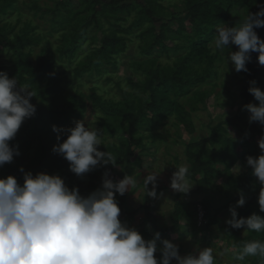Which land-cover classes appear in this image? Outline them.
Masks as SVG:
<instances>
[{"label":"trees","instance_id":"obj_1","mask_svg":"<svg viewBox=\"0 0 264 264\" xmlns=\"http://www.w3.org/2000/svg\"><path fill=\"white\" fill-rule=\"evenodd\" d=\"M166 1L170 0H76V4L74 0H57L54 8H42L39 0H30L23 3V11L32 15L29 20L23 18L17 0H0V71L17 78L18 87L33 92L31 103L37 109L10 141L12 146H19L20 155L0 166V173L5 175L0 178L13 175L23 184L21 168L33 175L59 174L70 188L78 187L80 194L87 196L101 187L106 171L110 179L119 181L143 165L142 157H155L150 149H158L168 139V132L163 134L162 129L172 121L175 128L183 127L192 137L182 154L187 179L196 189L181 196L196 197L215 189L224 203L215 207L206 197L178 200L162 229L160 219L150 211L151 203L144 201L137 210L129 211V193H117L121 221L129 227L143 211L145 218L134 228L145 240L159 232L161 237L181 242L192 232L198 240L195 244L200 240L206 245L223 241L239 253L247 241L264 242V231L235 229L226 223L231 218L226 212L237 205L241 193L246 202L237 207L238 218L253 213L264 216L258 203L261 185L246 164L248 156L261 154L258 141L264 136V125L250 122L244 108L249 103L259 104L249 88L255 81L264 91V66L258 63L259 53L253 52L246 65L248 71L237 76L225 61L230 51L239 50L238 46L230 44L223 51L217 50L214 37L217 26H235L248 13L260 11L264 0H176L178 5H166ZM36 19L48 27L35 25ZM255 31L264 39V27ZM131 36L139 42V52L125 64L129 45L135 42ZM173 56L172 65L160 62ZM121 66L127 68L122 78L117 75ZM220 69L231 81L221 80ZM100 84L103 88L98 87ZM107 86L108 94H116L113 98L105 96ZM217 89L222 93L215 94ZM222 94L223 103L231 107L237 97L241 102L238 110L207 125L204 137L193 138L196 129L192 116L206 111L212 96L218 101ZM81 120L102 130L99 150L112 152L116 166L98 165L81 177L70 171L66 159L53 152L58 143L53 125L63 129ZM175 135L181 137L179 130ZM66 138L63 135L62 140ZM239 161L246 172L234 175L232 170ZM165 192V188L156 190L157 195ZM198 208L204 212L203 226L198 224ZM215 227L217 231H213ZM181 251L183 247H179ZM233 264H261V258L249 256Z\"/></svg>","mask_w":264,"mask_h":264},{"label":"clouds","instance_id":"obj_2","mask_svg":"<svg viewBox=\"0 0 264 264\" xmlns=\"http://www.w3.org/2000/svg\"><path fill=\"white\" fill-rule=\"evenodd\" d=\"M264 27V7L256 13H248L235 26H217L214 48L223 51L230 44L238 46L227 62L236 72L248 71L251 53L257 52L258 63L264 66V39L255 28ZM249 88L259 104L249 103L244 108L250 113V122L264 125V91L255 86ZM33 92L19 86L17 78H9L0 71V166L11 163L20 155L19 146L12 141L23 122L36 114L31 103ZM58 143L53 152L69 162L70 171L84 176L98 165H117L110 151L99 150L102 130L86 126L83 120L74 127L58 128ZM63 135H67L62 140ZM62 140V142H60ZM261 154L248 156L247 166L261 185L258 197L260 212H264V136L258 141ZM173 173L171 188L188 193L192 186L187 179L188 169L181 165ZM236 168L240 169L238 165ZM23 184L13 175L0 178V264H216L212 247L197 249L195 253L181 256L179 246L165 239L160 233L145 240L134 227L121 221V209L116 194L123 196L137 184L134 175H125L114 181L104 173L100 188L87 196L79 188H70L59 174L24 172ZM157 174L148 172L142 187L147 196L155 198ZM149 184L153 185L149 190ZM241 193L236 206H230L231 218L226 221L232 228L246 231H264V216L253 213L238 218L237 207L245 204ZM161 241L163 247H160ZM162 253L158 260L155 253ZM261 258L264 264V242L251 240L244 243L242 251L234 257L236 262L245 257Z\"/></svg>","mask_w":264,"mask_h":264},{"label":"rangeland","instance_id":"obj_3","mask_svg":"<svg viewBox=\"0 0 264 264\" xmlns=\"http://www.w3.org/2000/svg\"><path fill=\"white\" fill-rule=\"evenodd\" d=\"M56 1L57 0H39V6H41L42 8H54ZM24 2L30 3V0H17V3H16L17 7L21 9L23 18L32 20L33 19L32 15L28 14L29 11L28 10L23 11V9H26L25 8L26 6L23 5ZM74 2H75L74 4H76V0H74ZM165 3L166 5H175V4L178 5V2L176 0L166 1ZM13 17L15 18L16 14L13 15ZM34 22H35L34 23L35 25H40V26L43 25V27L45 28L48 27V25L45 24L44 21L42 22L36 19ZM100 37H101V34L99 32L98 38ZM131 38L134 39L135 42L129 45L128 51L125 54L129 56V58L127 57L124 59L125 64L131 61L135 56H138V52H139L137 49L139 42L136 40L135 36H131ZM39 49H40V46L35 47L34 52L38 53ZM174 61H175V57L173 56L170 61H168L166 58H162L160 62L163 64L166 63L169 65H172ZM225 64L228 66V70L231 69L237 76L241 75V71L236 72L230 62L228 63L226 60ZM126 70L127 68H124L123 66H121L117 75L121 78L124 77ZM220 72L222 76L221 80L229 78V77H226L222 73L221 69H220ZM100 86L102 87V84H100L98 87ZM104 90L107 91V93H105L106 94L105 96L107 97V99L113 98L114 95H116V94H111V95L108 94L110 90L108 86L107 88L104 87ZM232 90L233 92H236L238 94L235 87H233ZM219 93H222L221 89H217L215 91V94H219ZM222 96L223 97L218 101L216 100L215 95L212 96L207 101V110L200 111L199 113L194 114L192 116L193 117L192 120H193L195 129H196V132L193 138L196 139V138L204 137L205 134L207 133L206 132L207 129L205 128L207 125L216 124L219 119H227L230 116H232L230 114H232L233 112L235 113L238 110L241 102L237 97L235 98L236 103L234 107H231V106H228V104L226 105L223 103L224 102L223 99H225V97L223 94ZM248 116L250 117V113L248 114ZM89 123L91 124V121H89ZM177 130H179V132L181 133V137H179V135H175V131ZM166 131L168 132V139L160 143L158 149H153V148L150 149L151 152H154L155 157L153 156L142 157L143 165L140 168L135 169V172L133 175L135 176L137 180V184L134 188H132V190L128 191L129 198L127 200V208H126V210H129V211L137 210L141 205H143L144 201L147 203H151L152 209L150 208V211L152 213L154 212L156 214L161 215V219L159 220V227L162 229L165 228V225H168L169 216L171 214L170 212L173 210L174 203L177 202L178 200L196 201V200H202L204 197H206L207 199L212 200L211 202L214 203L215 207H221L222 204L224 203V201L222 200L223 196L220 195V193L215 189L211 190L210 192L204 195L190 197V196H181L182 192H178L171 188L170 185H171L173 173L178 170L176 167H179L181 165H184L187 167V164L185 162V159L182 153L184 150V144L188 143L192 137L184 131L183 127L175 128L173 126L172 121H170V124L167 125V127L162 129L163 134H166L167 133ZM175 140H177V144H175ZM239 150L240 152H243L242 149L239 148ZM174 158L176 159V161L174 160ZM238 165L240 166V169L236 168ZM148 172L150 173L154 172L155 174L158 175L157 182H156V188H165L166 192L164 193V195L159 194L155 198L153 197L149 198L147 196L146 190L143 189L142 187V182H143V179L147 176ZM245 172H246V168L242 165L240 161L236 164V166L232 170V173L234 175H240ZM0 175L1 177L5 176L2 173H0ZM255 178L258 181V178L257 177ZM220 184H221V180L216 182V186L219 187ZM152 188H153V185L149 184V190H152ZM191 189L195 190V186H193V188ZM189 193L190 192H188L187 194ZM153 203H155V205ZM224 217L226 218L225 215ZM119 218L122 219V216L120 215ZM139 218L140 219L145 218V213L143 211H140V213L136 215L135 217L136 223H132L129 227H136V225H138ZM221 220H223V218H221ZM182 223L183 225H186L184 221H182ZM214 230L217 231L216 227L213 229V231ZM192 235H193L192 232L190 234L186 233L184 241H181V242L173 241V239H171L169 236L168 237L162 236L161 241L167 239L171 241L172 243L178 245L179 247H183L184 251L180 252L181 256H186L188 254L195 253L197 249H200V248L212 247L214 250V256L217 262H221L222 264L223 263L233 264V262L235 261L234 257L238 252H236L235 250L229 249L225 242L213 241L214 244L212 243V245H206L204 242H202V240H200L201 243L195 244L196 241L198 240L193 238ZM161 241H158V244L160 247H163V244L161 243ZM155 256L159 260L162 256V253L157 251L155 253ZM172 264H176V261L173 260Z\"/></svg>","mask_w":264,"mask_h":264},{"label":"crops","instance_id":"obj_4","mask_svg":"<svg viewBox=\"0 0 264 264\" xmlns=\"http://www.w3.org/2000/svg\"><path fill=\"white\" fill-rule=\"evenodd\" d=\"M189 183H190V186H192L191 188H193V186H195V189H196V185H195V183H193V182H191V181H189ZM158 188H156L155 189V191L157 190ZM192 191H194L193 189H191L189 192L191 193ZM163 194V193H162ZM164 195V194H163ZM152 214H154V215H156L159 219H161V215H159V214H156V213H152ZM226 214H227V216H229V217H231V214H230V211L229 212H226ZM140 219V218H139ZM142 219H144V218H142ZM185 223H186V221H184ZM182 223V222H181ZM158 224H159V222H158ZM183 224V223H182ZM149 230H150V233H152L151 232V229L149 228ZM162 238V237H161Z\"/></svg>","mask_w":264,"mask_h":264},{"label":"built area","instance_id":"obj_5","mask_svg":"<svg viewBox=\"0 0 264 264\" xmlns=\"http://www.w3.org/2000/svg\"><path fill=\"white\" fill-rule=\"evenodd\" d=\"M198 224L199 226H203V224H206L204 220V212L201 208H198Z\"/></svg>","mask_w":264,"mask_h":264}]
</instances>
